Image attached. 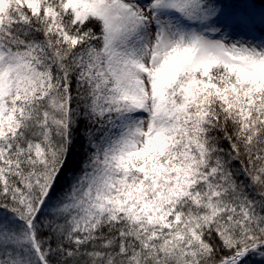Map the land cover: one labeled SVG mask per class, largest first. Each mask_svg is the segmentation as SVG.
<instances>
[{"label":"snow or ice","instance_id":"1","mask_svg":"<svg viewBox=\"0 0 264 264\" xmlns=\"http://www.w3.org/2000/svg\"><path fill=\"white\" fill-rule=\"evenodd\" d=\"M0 264H264V0H0Z\"/></svg>","mask_w":264,"mask_h":264}]
</instances>
